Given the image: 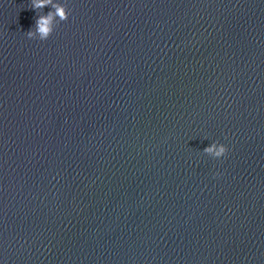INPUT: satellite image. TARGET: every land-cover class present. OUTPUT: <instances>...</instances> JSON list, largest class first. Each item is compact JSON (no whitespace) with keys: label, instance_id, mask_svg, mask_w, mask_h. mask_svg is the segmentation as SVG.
<instances>
[{"label":"water","instance_id":"obj_1","mask_svg":"<svg viewBox=\"0 0 264 264\" xmlns=\"http://www.w3.org/2000/svg\"><path fill=\"white\" fill-rule=\"evenodd\" d=\"M53 2L0 0V264H264V0Z\"/></svg>","mask_w":264,"mask_h":264},{"label":"clouds","instance_id":"obj_2","mask_svg":"<svg viewBox=\"0 0 264 264\" xmlns=\"http://www.w3.org/2000/svg\"><path fill=\"white\" fill-rule=\"evenodd\" d=\"M45 6H50L53 11L38 16L34 27L26 32L30 39L47 40L53 33L55 25L59 22L67 21L69 18L70 11L64 4L54 3L53 0H31V9L35 11L43 10ZM203 151L213 158H221L225 156L228 149L221 143L213 142L210 146L204 148Z\"/></svg>","mask_w":264,"mask_h":264}]
</instances>
